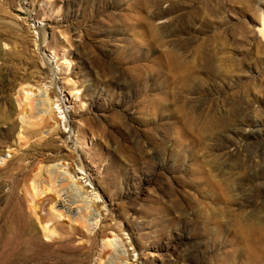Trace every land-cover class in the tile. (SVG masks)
<instances>
[{
	"label": "rangeland",
	"instance_id": "rangeland-1",
	"mask_svg": "<svg viewBox=\"0 0 264 264\" xmlns=\"http://www.w3.org/2000/svg\"><path fill=\"white\" fill-rule=\"evenodd\" d=\"M263 28L264 0H0V112L22 87L52 98L40 128L0 125V264H96L102 249L66 220L33 245L6 225L28 211L25 163L58 154L45 135L122 228L131 256L111 264H264Z\"/></svg>",
	"mask_w": 264,
	"mask_h": 264
},
{
	"label": "bare ground",
	"instance_id": "bare-ground-1",
	"mask_svg": "<svg viewBox=\"0 0 264 264\" xmlns=\"http://www.w3.org/2000/svg\"><path fill=\"white\" fill-rule=\"evenodd\" d=\"M5 49L0 43V58L7 54ZM19 93L18 98L9 107H4V110L0 112V125L6 126L10 133L19 129L20 126L24 130L40 128L43 124L44 113L52 110L51 94H48L47 91H39L40 100L30 97L29 92L24 87L20 89ZM2 107L3 105L1 104L0 108L2 109ZM14 114L18 115L19 122H11V116ZM65 127L67 129L65 132L70 133L72 128L69 121ZM34 136L36 135L33 134L31 137L33 138ZM29 138L22 131L19 133L17 149L14 151L16 152L15 154H19V167L24 165L25 160H28L24 149L27 146V142L31 139ZM38 139L40 142L49 141L51 144H48V147L51 146L53 151L60 153L62 145L58 144L63 137L51 138L45 135ZM39 141L37 142L38 148L33 151H36L41 146ZM68 141L69 138L61 142L68 146ZM57 142L59 143L56 144ZM31 147L33 148V145ZM53 151L51 154L54 153ZM56 154L44 156L37 163H25L27 171L24 174L26 176V185L23 197L28 204L26 207L28 211L25 212L21 205L15 207L12 210L10 222L6 224L9 225L8 228L13 226L16 239L20 238L21 240L19 239V241L21 243L25 241L28 242V245L29 243L30 245L36 244L40 235L54 243L63 239L61 236L62 231H65V225L61 220H66L69 223L68 229L72 231L66 230L65 232L70 233L73 230H78V228L85 229L86 232L83 237L87 238L86 242L92 236H96L97 233L102 235L103 245L96 264H111V257L118 258L119 255L127 259L131 255L125 249V241L120 238L122 228L113 221V223H108L105 213L101 211L103 208L101 209L102 206L99 204L100 195L96 191L97 189H93L92 186H89L90 184L88 185L82 181L83 178L87 179L86 170L80 165H78L79 169H76L72 164H66V161L72 160L71 156H56ZM6 161L5 155H2L0 151V165ZM2 184L0 182V188ZM19 186L16 181H13L11 188L13 195ZM89 187H92L91 191H89ZM10 251L11 249L9 248L5 255L9 254ZM118 260L120 261V259ZM122 263L119 262V264Z\"/></svg>",
	"mask_w": 264,
	"mask_h": 264
}]
</instances>
